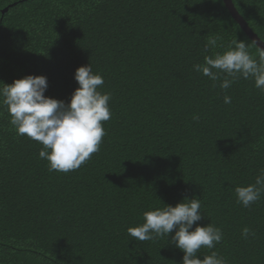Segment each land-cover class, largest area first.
I'll return each instance as SVG.
<instances>
[{
  "label": "trees",
  "instance_id": "obj_1",
  "mask_svg": "<svg viewBox=\"0 0 264 264\" xmlns=\"http://www.w3.org/2000/svg\"><path fill=\"white\" fill-rule=\"evenodd\" d=\"M232 1L264 42V0ZM209 37L258 57L223 0H0V82L43 75L44 95L68 103L76 69L91 64L111 94L99 151L68 173L50 172L0 107V264H182L175 230L134 241L127 229L194 197L197 223L223 231L198 256L264 264V195L245 208L234 193L264 168V93L251 79L223 90L193 69L224 50H206Z\"/></svg>",
  "mask_w": 264,
  "mask_h": 264
},
{
  "label": "clouds",
  "instance_id": "obj_2",
  "mask_svg": "<svg viewBox=\"0 0 264 264\" xmlns=\"http://www.w3.org/2000/svg\"><path fill=\"white\" fill-rule=\"evenodd\" d=\"M219 37H209L205 49L223 48L222 52L205 55L203 63L192 67L197 73L211 81H220L219 87L229 89L239 79L254 82L264 93V48L258 49V57L249 52L243 41L233 40L226 47L218 45ZM223 79L221 80V77ZM78 87L70 101L44 95L48 83L43 75H28L15 79L11 84L0 87V107L7 110L10 124L18 136H26L42 145L39 158L48 162L50 172L77 170L100 149L106 135L103 122L111 118L110 93L98 89L104 84L102 75L93 73L92 65L80 66L74 73ZM231 97L224 96V103L230 104ZM193 119L198 120V116ZM236 203L245 208L257 203L264 195V168L255 177L254 183L234 188ZM198 198H184L175 206L165 205L143 213V223L129 227L127 234L133 240L155 241L167 237L168 241L183 252L182 264H227V261L212 251L202 258V248L214 249L223 239V231L212 223L200 226L197 222L203 216ZM196 225L195 227H193ZM242 238H255V232L244 227Z\"/></svg>",
  "mask_w": 264,
  "mask_h": 264
},
{
  "label": "water",
  "instance_id": "obj_3",
  "mask_svg": "<svg viewBox=\"0 0 264 264\" xmlns=\"http://www.w3.org/2000/svg\"><path fill=\"white\" fill-rule=\"evenodd\" d=\"M228 11L233 16L241 29L254 41V43L261 49L264 48V42L253 32L243 16L239 13L232 0H223ZM6 10V9H5Z\"/></svg>",
  "mask_w": 264,
  "mask_h": 264
}]
</instances>
